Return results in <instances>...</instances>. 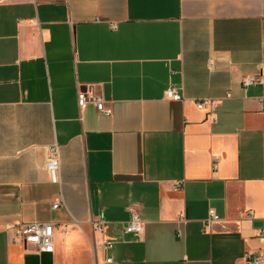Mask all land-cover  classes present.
Segmentation results:
<instances>
[{
  "label": "crops",
  "instance_id": "crops-1",
  "mask_svg": "<svg viewBox=\"0 0 264 264\" xmlns=\"http://www.w3.org/2000/svg\"><path fill=\"white\" fill-rule=\"evenodd\" d=\"M84 91L112 114L80 109ZM30 223L54 226L51 252L15 240ZM248 255L264 264V0H0V264Z\"/></svg>",
  "mask_w": 264,
  "mask_h": 264
},
{
  "label": "built area",
  "instance_id": "built-area-1",
  "mask_svg": "<svg viewBox=\"0 0 264 264\" xmlns=\"http://www.w3.org/2000/svg\"><path fill=\"white\" fill-rule=\"evenodd\" d=\"M114 28V26H112ZM262 82L260 77H245L241 80V86L246 89L247 87L260 84ZM164 97L171 101L182 100L180 94L175 88H169L164 92ZM77 104L80 109L85 108L86 105L90 104L94 107L96 112L100 115L110 116L112 114L111 108L105 104L101 97L95 95L90 91L78 92L77 93ZM197 109H202L205 107H216V103L209 100L197 101L195 103ZM215 165H212V170H214ZM45 170L49 175L50 182L53 184H58V173H59V148L56 144L51 145L46 153L45 160ZM177 188L174 189L176 191ZM61 205V199L58 197L53 200L51 204L52 209H56ZM129 214V221L124 225L123 230L125 233H142V223L138 212L133 206L127 208ZM179 221H183V215L178 216ZM219 217L215 214L213 210H208L207 217L204 221L205 227L211 224L219 222ZM91 226L101 230L102 222L101 220L91 222ZM55 228L51 224L42 223H30L22 226H18L15 229V240L24 244L25 246H32L39 252H51L52 251V237ZM259 233H261L259 231ZM105 247H110V243L104 244ZM248 264H261V260L258 258H253L248 255ZM109 262V260H106Z\"/></svg>",
  "mask_w": 264,
  "mask_h": 264
}]
</instances>
